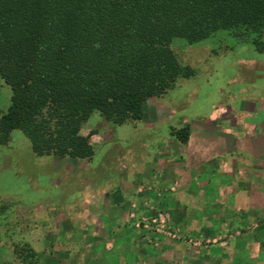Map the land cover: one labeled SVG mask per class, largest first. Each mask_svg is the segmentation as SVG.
Masks as SVG:
<instances>
[{
  "label": "trees",
  "instance_id": "16d2710c",
  "mask_svg": "<svg viewBox=\"0 0 264 264\" xmlns=\"http://www.w3.org/2000/svg\"><path fill=\"white\" fill-rule=\"evenodd\" d=\"M219 31L264 53V0H0V78L12 90L0 146L20 130L38 156L90 161V116L141 120L146 100L196 75L173 40ZM171 134L187 143L190 126Z\"/></svg>",
  "mask_w": 264,
  "mask_h": 264
},
{
  "label": "rangeland",
  "instance_id": "374dc122",
  "mask_svg": "<svg viewBox=\"0 0 264 264\" xmlns=\"http://www.w3.org/2000/svg\"><path fill=\"white\" fill-rule=\"evenodd\" d=\"M172 49L196 75L181 78L166 94L146 100L141 120L115 125L94 112L82 128L95 148L90 161L38 156L20 130H14L0 146V264H80V253L92 247L82 240L80 230L87 213L98 212L102 192L114 196L120 182L126 183L148 169V139L172 135L171 129L187 126V120H212L214 113L225 107H247L248 99L264 100V53L252 44L219 31L194 44L175 38ZM11 94V87L0 78L1 111L9 107ZM151 123L159 124L151 128ZM134 203L131 207L136 209ZM155 211L153 216L161 213L157 210L154 215ZM145 216L138 221L132 218V227L175 241L184 237L188 244L204 250L225 247L227 237L241 236L240 229L213 236L212 227H202L201 235L192 237L189 234L197 229L176 224L167 216V224L176 234L168 236L146 227L142 222ZM181 219L187 221L185 216ZM216 228L212 230L217 232ZM73 253H77L75 258Z\"/></svg>",
  "mask_w": 264,
  "mask_h": 264
},
{
  "label": "crops",
  "instance_id": "0c3cea01",
  "mask_svg": "<svg viewBox=\"0 0 264 264\" xmlns=\"http://www.w3.org/2000/svg\"><path fill=\"white\" fill-rule=\"evenodd\" d=\"M260 100L264 102L248 99L243 108L225 107L212 120H187V143L168 133L165 138L148 139V169L120 182L116 195L102 192L98 212L87 213L80 230L82 240L92 247L80 253V264H170L174 260L264 264V103ZM151 124L155 128L159 123ZM154 210V215L158 210L176 224L192 225L197 229L189 234L192 237L200 236L202 227L213 226L217 227V232L210 228L213 236L229 229H240L241 236L227 237L225 247L204 250L184 237L175 241L132 227V220L143 215L151 218Z\"/></svg>",
  "mask_w": 264,
  "mask_h": 264
},
{
  "label": "built area",
  "instance_id": "2783aa9c",
  "mask_svg": "<svg viewBox=\"0 0 264 264\" xmlns=\"http://www.w3.org/2000/svg\"><path fill=\"white\" fill-rule=\"evenodd\" d=\"M134 215L135 212L133 211L131 216L134 217ZM142 222L145 223V226L148 228L155 227L158 231H163L168 236H176L171 227L168 226L167 216L163 213H158L156 216L151 217V219L144 217Z\"/></svg>",
  "mask_w": 264,
  "mask_h": 264
}]
</instances>
